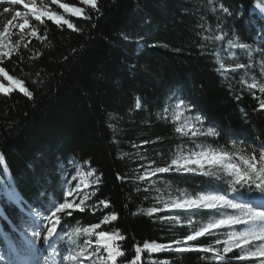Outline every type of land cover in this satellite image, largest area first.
Wrapping results in <instances>:
<instances>
[{"label": "trees", "instance_id": "trees-1", "mask_svg": "<svg viewBox=\"0 0 264 264\" xmlns=\"http://www.w3.org/2000/svg\"><path fill=\"white\" fill-rule=\"evenodd\" d=\"M59 3L84 8L87 18L71 16ZM97 4L98 9H92L82 0H35L37 8L47 5L74 28L46 17L41 23L29 13L32 28L17 50L0 61V68L32 93L26 96L18 86L9 94L0 92L2 244L7 240L20 248L16 239L26 220L33 221L22 206L51 216L61 203L73 201L80 207L56 212L60 222L54 237L38 241L40 253L56 257L52 264L61 261L62 237L73 238L71 247L83 250L87 234L98 240L100 231L124 237L115 241L125 253L116 264H132L136 248L143 249L145 242L213 247L224 254L229 227L185 245L174 243L221 218L220 213L165 205L207 193L236 196L237 202L264 196L233 193L230 177L218 165L177 172L170 159L179 150L202 146L227 151L237 160L255 152L259 160L264 93L249 88L248 79L254 74L264 82L259 69L264 66V0ZM258 5L262 11H253ZM23 10L29 12L23 3L0 1V32ZM17 21L14 35L21 19ZM33 29L36 36L30 34ZM238 64L244 67L236 68ZM0 83L9 86L2 74ZM182 124H193L199 132H177ZM208 128L218 134L208 135ZM170 165L169 172L139 179ZM77 169L93 172L83 203L82 196L75 201L67 195L78 189ZM152 208L158 211L149 215ZM113 215L115 220L110 219ZM239 255L234 249L225 261H217L212 252L199 250H143L137 264H252L253 259L236 260ZM0 264L9 262L0 256Z\"/></svg>", "mask_w": 264, "mask_h": 264}, {"label": "snow or ice", "instance_id": "snow-or-ice-1", "mask_svg": "<svg viewBox=\"0 0 264 264\" xmlns=\"http://www.w3.org/2000/svg\"><path fill=\"white\" fill-rule=\"evenodd\" d=\"M10 3L20 4L23 3V7L28 9V13H21L19 11L16 12V17H20L23 21L18 24L17 27L20 29V32L23 34L24 30L29 25V20L26 18L29 13L31 16L35 17L36 21L41 23L44 22L43 18L46 17L48 20L53 21L55 24L63 27L67 25L68 28L73 29L74 25L66 19L64 16L58 14L55 11H49L47 5H42L40 8L35 6V0H29L28 3H25L24 0H10ZM53 4L58 3V0H52ZM84 5H90L92 9H98L97 0H82ZM259 7V5H258ZM59 8L63 9L66 13L71 16L76 17H86V13L84 8L82 7H74L70 6L67 3H59ZM7 11V9H5ZM227 12V9H224ZM11 23V21H9ZM78 30V29H76ZM5 32H0V37H4ZM32 36H36V31L33 29L30 33ZM23 39V35L21 36ZM16 47H19V41L16 42ZM14 48L12 44L7 39H0V58L2 57H10ZM221 68L224 66L221 64ZM244 65L238 64L236 68H242ZM0 74L9 82V86H5L0 83V92L9 94L11 93L15 87H19V91L24 93L26 96L31 97L32 93L29 92L23 84V81L19 79H14L13 76L9 75L4 71L3 68H0ZM249 88H256L257 84L252 83L248 85ZM260 92L264 93V85H259ZM183 103V101H181ZM179 107V105H177ZM260 108L264 109V101L260 102ZM199 121L200 117H196ZM177 132H182L181 128L176 129ZM186 134V133H182ZM207 134L211 136H216L218 133L213 128L207 129ZM195 135V133H193ZM197 157H203L210 164H216L222 169L225 174L230 177L228 183L231 185V190L233 193H247L251 196L253 193H257L260 196H264V146L259 153V160L257 161L255 152L252 155H240L238 158L241 161V165L232 162V157L234 154L229 153L227 151L216 153H198L194 154ZM189 157H180L172 161V165H176L175 171L177 172H195L198 169L187 167L186 162L189 161ZM184 161L185 163H182ZM192 163L197 164L202 168L201 159L197 158L195 160H191ZM259 165V166H258ZM170 167H158L152 170L151 173H145V176H140L139 179L143 180L147 175H155L156 173H166L169 172ZM204 175H209L208 172H205ZM72 193H69L71 195ZM72 207L71 204L61 203L59 207L56 208V212H60L65 208ZM165 207L170 208H186V209H214L218 213H220L221 218L214 219L204 224L202 227H199L195 230L191 235L185 237L183 241L177 240L175 241V245H185L187 241L196 240L198 237L204 235H214V231L216 229L222 227H229L235 225H245L246 227L243 230H233L226 233L227 238L223 241L224 248L223 253L220 254L221 250L213 247L203 248V249H195L192 247H173L172 244H159L156 242H145L143 245V249L140 247L136 248V256L132 264H137L140 261L141 256L140 253L143 250H147L148 253H157L162 251H191V250H199L203 252H212L214 254L213 258L217 261H225V256L227 253L232 252L234 249H239L240 255L235 257L236 260H248L256 257H264V206L258 207L252 202H237V197L229 196L224 194H198L195 197H187L183 200H172L171 203L166 204ZM224 209L234 210L235 214H228L227 212L221 211ZM158 211L156 208H152L148 210V214ZM55 216V213H53ZM44 219L51 221L52 217H45ZM105 219H109L105 217ZM110 219L115 220L116 217L113 215ZM59 218L56 219L55 223L51 226L47 227V235L44 239L51 237L56 232V224H58ZM93 227H99V225H95ZM76 231H79L77 229ZM85 231H89L85 229ZM97 240V249L96 252H99V246L102 245L104 251L107 252L108 259L112 261V264H116L117 257L123 256L125 253L120 250V245L115 243L117 239H124V237L120 236L119 233L114 235H110L107 232L100 231L98 234ZM260 241L259 244H255L254 242ZM220 243V241H217ZM252 245V247H249ZM95 255V253H93ZM74 259V257H73ZM154 264H163V262H154ZM226 264H230V262H226ZM259 264H264V259L259 261Z\"/></svg>", "mask_w": 264, "mask_h": 264}, {"label": "rangeland", "instance_id": "rangeland-1", "mask_svg": "<svg viewBox=\"0 0 264 264\" xmlns=\"http://www.w3.org/2000/svg\"><path fill=\"white\" fill-rule=\"evenodd\" d=\"M24 2L28 3L29 0H24ZM253 11L261 12L262 8L260 6L259 7L256 6L255 8H253ZM21 13H28V12L23 10L21 11ZM19 18L20 17H16L15 19H13L11 23H9L8 26L6 27L7 32L5 33V36L0 37V39H7L12 44L14 51H12L11 54H13L17 50V47L15 46L16 42L20 41L21 36L23 34L26 35V33H28V30L32 28V25L29 22V25L24 30L23 34L20 32V29L18 28V32L15 33L14 35L12 31L15 28L16 23H18L17 19ZM22 22L23 21L21 20L20 23ZM3 32H5V30ZM6 58L8 57H2L0 58V61ZM259 69L264 78V66L260 67ZM248 81H249V84L256 83L257 87L255 89H258V90H259V85H262V83H260L259 77L254 74L250 76ZM263 85H264V82H263ZM179 128L182 129L183 133L189 134L191 136L193 135V133L197 134L199 132L198 130L195 129L193 124L192 125L182 124L181 126H179ZM213 152L220 153L218 151H214L212 149L202 147V146L192 151L179 150L176 153L172 154V157L170 159V164L172 165V161L180 157H189L190 160L186 162L187 167H192V166L200 167L197 164L191 162V160H195L197 158L201 159L202 167L209 166V165H216V164L208 163V161L204 159L203 157H197L196 155H194L198 153H209V159H210V154ZM238 160L237 158L232 157V162L239 164ZM182 163H185V162L182 161ZM173 166L176 167V165H173ZM87 168L88 167H86V169ZM88 172H89V169L87 170L86 173L84 171H80L79 169L76 174V176L79 178L78 185L80 187H78L77 191L74 190V192H77V193L73 195V198L75 201H77V199L81 198L82 196L80 203H83L82 199H84L86 196V193H84L82 190L86 188L87 179H90ZM92 175H93V172L91 171L90 176ZM238 202L247 203V202H251V200L242 199L241 201H238ZM252 203H254L258 207L264 206V200H257V201L255 200V202L252 201ZM69 204H71L72 207L68 209H71V208L75 209L77 207H80V205H77L76 202H73V201H71ZM183 209H186V208H183ZM225 211H228L227 212L228 214H235L234 210H231V209H225ZM54 213H55V216H53V214L51 216H47L43 214L41 215L40 219H36V220L32 219L33 221L26 220V225L22 228L20 235L16 239V244L20 248H18L17 246L16 247L12 246L11 242L9 241H5L4 244H2L3 236H2V231L0 227V256L5 261L9 262V264H52L53 261H55L56 257H53V256L47 257L45 256L46 252L40 253L38 241L43 240V242H46L50 238L54 237V234H53L51 237L44 239V237L47 235V227L55 223L56 219L58 218L57 217L58 214H56V212ZM45 217H52V219L51 221H49V220L44 219ZM245 227H246L245 225H242L240 226V228H237V225H235L230 228L231 229L230 231L243 230ZM87 237H88L87 238L88 240L83 245L82 251L80 250V248H71V246L74 245L76 242L73 238H70L67 236L62 237L60 242L63 244V248L59 256V259L61 260V262H58L57 264H60V263L61 264H111V260L108 259L107 252L104 251V248L102 247V245L99 246L100 248L99 252H96V249L98 247L97 240L94 238L93 235L89 233L87 234ZM3 239H6V237H4ZM254 243L259 244L260 241H256ZM249 247H252V245H249ZM93 253H95V255H93ZM251 259H253L252 264H259V261L261 259H264V257H256V258H251Z\"/></svg>", "mask_w": 264, "mask_h": 264}, {"label": "bare ground", "instance_id": "bare-ground-1", "mask_svg": "<svg viewBox=\"0 0 264 264\" xmlns=\"http://www.w3.org/2000/svg\"><path fill=\"white\" fill-rule=\"evenodd\" d=\"M90 172H91V171L89 170V172H88L89 178L93 176V175H92V176H90Z\"/></svg>", "mask_w": 264, "mask_h": 264}]
</instances>
